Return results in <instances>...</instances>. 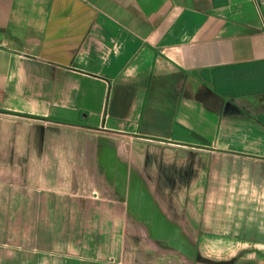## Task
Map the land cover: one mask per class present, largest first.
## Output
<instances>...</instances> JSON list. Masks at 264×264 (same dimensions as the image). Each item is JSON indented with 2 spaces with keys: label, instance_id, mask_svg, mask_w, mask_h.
Masks as SVG:
<instances>
[{
  "label": "crops",
  "instance_id": "0c3cea01",
  "mask_svg": "<svg viewBox=\"0 0 264 264\" xmlns=\"http://www.w3.org/2000/svg\"><path fill=\"white\" fill-rule=\"evenodd\" d=\"M39 182L0 264H264V0H0V199Z\"/></svg>",
  "mask_w": 264,
  "mask_h": 264
},
{
  "label": "rangeland",
  "instance_id": "374dc122",
  "mask_svg": "<svg viewBox=\"0 0 264 264\" xmlns=\"http://www.w3.org/2000/svg\"><path fill=\"white\" fill-rule=\"evenodd\" d=\"M257 82L258 81H254L253 83H257ZM258 85H263V84H258ZM37 180H38V177H37ZM22 183H25V180H22ZM85 184H86L85 185L86 186L85 187L86 188L85 195H86V197L87 196H91L92 195V194L90 195V193L92 192V190L90 189L91 183H85ZM15 188L17 189V187H15ZM82 189H83V187H82ZM82 189H80L79 191L77 189H75L74 193L76 195H77V193L80 194V191H82ZM4 190H6V188H4ZM19 190H20L19 194L21 195L20 199H24V201H21L18 204L14 203V207H13L11 202L5 201V198L7 197L6 194H5L3 202L0 199V227L4 226L5 227V232H10V228L12 226V221L13 220L10 218L12 210L19 209V211H25V212L26 211L35 210V211L41 212V211L46 209V205L49 206V203L45 202V196L47 194H50V193H49L48 189L45 186L40 185V182L38 184H36L35 187L30 188V190H29V188L24 187V186L23 187L20 186ZM29 192H30V194H29ZM81 194H84V191ZM2 211L4 212V218H2ZM147 221L148 220L145 219V218L137 219V222L132 221V224H131L132 225V230L138 227V230L142 229V230L145 231V229H148V227H149V224L147 223ZM20 222H21V227H27L28 226V223H27L28 220L27 219L21 218ZM184 222H185V226L187 228L190 227L192 230H195V228L197 227V224H196L195 220H187V221L184 220ZM176 226L179 227V229H182L183 231L188 232L186 227L183 226V223H180L178 225L176 224L175 227ZM195 231L196 232H194V233H197V230H195ZM194 233L188 232V234H186V233L185 234H180L176 238H179L178 240L181 241L180 244H185V246L187 245V246H190L192 249L197 250L196 252H197V254L201 255L200 256L201 259L202 258L210 259V257H212V258L215 257L216 258L220 253H224V254L225 253H229L227 256H230L231 253H233L231 251L222 252L218 248L217 249H213V252L205 251L206 252L205 253L204 252V248H203L204 247L203 241H200V239H199V235L200 234L197 235V234H194ZM155 238H157V236H155ZM144 241L147 242L146 244L149 245V243H148V242H150L149 239L147 241L146 240H144ZM156 244H158V243H156ZM170 253L174 254L173 252H170ZM169 258H173V257H169ZM197 259H198V256H197Z\"/></svg>",
  "mask_w": 264,
  "mask_h": 264
},
{
  "label": "trees",
  "instance_id": "16d2710c",
  "mask_svg": "<svg viewBox=\"0 0 264 264\" xmlns=\"http://www.w3.org/2000/svg\"><path fill=\"white\" fill-rule=\"evenodd\" d=\"M242 67L240 66H223L203 69L192 72L196 78L205 86L210 87L215 94L222 98L231 99L238 96L249 95L253 93L249 87H252V82L246 79H238L237 75H228L223 79L220 77L221 72L232 71V69ZM231 73V72H229Z\"/></svg>",
  "mask_w": 264,
  "mask_h": 264
},
{
  "label": "water",
  "instance_id": "95a60500",
  "mask_svg": "<svg viewBox=\"0 0 264 264\" xmlns=\"http://www.w3.org/2000/svg\"><path fill=\"white\" fill-rule=\"evenodd\" d=\"M169 245L177 250H179L181 253L183 254H189V252L182 246L180 245L179 243H177L174 239H171L169 241Z\"/></svg>",
  "mask_w": 264,
  "mask_h": 264
}]
</instances>
